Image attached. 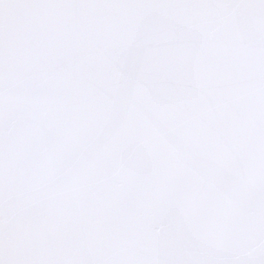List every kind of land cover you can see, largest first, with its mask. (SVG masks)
I'll list each match as a JSON object with an SVG mask.
<instances>
[{
    "label": "snow or ice",
    "instance_id": "1",
    "mask_svg": "<svg viewBox=\"0 0 264 264\" xmlns=\"http://www.w3.org/2000/svg\"><path fill=\"white\" fill-rule=\"evenodd\" d=\"M0 264H264V0H0Z\"/></svg>",
    "mask_w": 264,
    "mask_h": 264
}]
</instances>
